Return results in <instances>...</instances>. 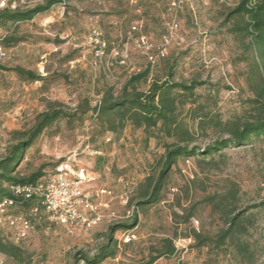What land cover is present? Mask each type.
<instances>
[{"label": "rangeland", "instance_id": "374dc122", "mask_svg": "<svg viewBox=\"0 0 264 264\" xmlns=\"http://www.w3.org/2000/svg\"><path fill=\"white\" fill-rule=\"evenodd\" d=\"M44 1L0 3L11 10H28ZM172 1L69 0L30 22L0 28V40L5 36L21 40L0 47L6 53L0 66L20 67L41 78L28 82L0 69V159L40 113L62 108L68 117L37 138L15 174L25 177L41 165L50 174L57 162L69 160L101 216L89 230L40 222L20 241L13 228L3 226L0 237L22 250L20 264H84L79 252L95 256L106 243L108 227L129 226L135 214L134 227L113 236L115 257L102 264H145L154 255L153 248L168 238L174 254L153 264H264V212L246 213L252 214L243 237L247 255L240 256L231 245L196 249L194 240L186 237L192 230L213 237L225 227L222 214L202 200L229 182L239 187L241 209L264 200V138L213 157L179 160L168 174L160 202L139 209L141 184L157 171L165 141L149 138L130 124L117 133L108 132L87 110L97 106L110 88L116 97L131 75L149 68L146 84L140 86L146 90L152 81L165 80L172 67L175 82L206 83L195 92L194 106L204 108L209 118L249 119L253 93L246 74L256 55L247 50L249 38L231 31L239 19L224 22L225 13L240 0H187L178 10L170 7ZM172 23L177 24L175 29ZM192 117V113L185 117L194 136L192 146L203 149L227 136L213 127L197 129ZM0 264L15 262L0 254Z\"/></svg>", "mask_w": 264, "mask_h": 264}, {"label": "trees", "instance_id": "16d2710c", "mask_svg": "<svg viewBox=\"0 0 264 264\" xmlns=\"http://www.w3.org/2000/svg\"><path fill=\"white\" fill-rule=\"evenodd\" d=\"M67 1L69 0H45L42 4L28 10H11L9 6H4L0 8V28L30 22L36 16L46 14L56 6H65ZM231 19H239L231 31L243 39L249 38L247 50L252 49L256 55L246 74V83L253 93L252 98L248 100L251 113L248 120L222 122L218 118H209L204 108L201 110V106H194L195 92L206 83L197 80L175 82L172 67L168 68L165 80L152 81L146 90H141L140 86L146 84L150 74V69L145 68L131 75L116 97H114L113 89L110 88L104 92L97 106L87 109L96 115L108 132L117 133L130 124L133 129L141 130L149 138H162L165 141L157 171L148 175L141 184V199L136 203L139 209L160 202L168 174L179 160L199 156L213 157L227 149L244 147L252 139L264 138V0H240L224 15V22ZM19 42H21L20 38L5 36L0 40V47L9 48ZM0 69L12 71L24 81L41 80L35 72L20 67L6 70L0 66ZM88 111L84 114L86 115ZM191 113L193 121H197V129L205 130L213 127L227 136L213 141L203 149L192 146L194 136L185 118ZM67 117L68 114L58 106L40 113L33 127L21 134L22 138L0 159V202L13 198L10 188L15 185H34L45 182L65 161L57 162L50 174L44 172L45 165H41L25 177L15 174L16 167L37 138L55 122ZM239 193V187L229 182L221 192H214L202 200L203 203L211 206L212 210L222 214L225 227L213 237L202 236L192 230V234L186 237L194 240L196 249L211 247L219 250L225 245H231L240 256L248 254V245L243 237L251 225L252 214L246 213L264 212V200L241 209ZM13 200L14 204L7 207V214L22 217L30 227L40 222L45 226L53 225L47 222L43 210L34 198ZM35 207L37 211L32 212ZM135 221L136 214L129 226H109L105 236L106 243L99 248L95 256L89 258L81 252L78 253L84 264H102L107 259H113L117 253L114 234L134 227ZM108 242L111 244L109 245ZM153 252L154 255L151 254L145 264H153L161 257L172 256L175 252L172 239H163L161 247L153 248ZM0 254L14 260L15 264L21 263L22 250L1 237Z\"/></svg>", "mask_w": 264, "mask_h": 264}, {"label": "built area", "instance_id": "2783aa9c", "mask_svg": "<svg viewBox=\"0 0 264 264\" xmlns=\"http://www.w3.org/2000/svg\"><path fill=\"white\" fill-rule=\"evenodd\" d=\"M185 1L187 0H173L170 7L178 10ZM2 7L4 4L0 3V8ZM176 27L177 24L172 23L171 29ZM5 59L6 53L0 48V63ZM149 61L153 62L151 56ZM82 185L83 180L73 171L72 163L65 160L45 182L11 187L10 194L13 198L0 202V229L3 226L13 228L16 241L25 239L31 229L29 223L22 217H13L6 212L7 207L14 204L13 199L29 200L32 198L43 210L49 224L64 227L79 226L84 230L91 229L100 222L101 216L96 206L92 205L90 196L83 190ZM100 193L107 194L105 191ZM36 211L37 207L32 210V212Z\"/></svg>", "mask_w": 264, "mask_h": 264}]
</instances>
